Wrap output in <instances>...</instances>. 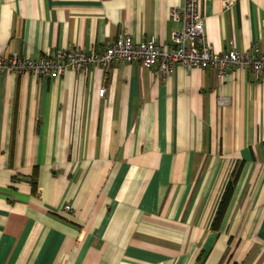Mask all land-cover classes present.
I'll use <instances>...</instances> for the list:
<instances>
[{"label":"crops","instance_id":"0c3cea01","mask_svg":"<svg viewBox=\"0 0 264 264\" xmlns=\"http://www.w3.org/2000/svg\"><path fill=\"white\" fill-rule=\"evenodd\" d=\"M199 1L215 51H264V0ZM182 4L0 0V57L169 44ZM153 70L0 73V264H264V77Z\"/></svg>","mask_w":264,"mask_h":264},{"label":"built area","instance_id":"2783aa9c","mask_svg":"<svg viewBox=\"0 0 264 264\" xmlns=\"http://www.w3.org/2000/svg\"><path fill=\"white\" fill-rule=\"evenodd\" d=\"M199 0H183L180 7L170 11L171 19L181 24V29L172 33L169 44H157L154 40L134 43L128 33L119 34L117 39L102 51H84L70 48L58 50L52 55L35 59L18 55L0 57V73H30L35 78L58 79L66 71L80 72L83 69H110L112 61L131 64L138 62L147 69H155L157 75L173 71L175 65L187 69H212L222 80L228 71L236 68L250 71L256 79L264 77V51L253 46L243 53L238 52L233 42L225 51L217 52L208 41L205 18L199 12ZM105 87L98 90L104 97ZM69 205L64 211L71 212Z\"/></svg>","mask_w":264,"mask_h":264},{"label":"trees","instance_id":"16d2710c","mask_svg":"<svg viewBox=\"0 0 264 264\" xmlns=\"http://www.w3.org/2000/svg\"><path fill=\"white\" fill-rule=\"evenodd\" d=\"M239 171L233 175L232 178H230L224 188V191L222 193L221 199L219 201V204L217 206V209L215 211V216L213 218V221L211 223V230L219 232L221 229V225L223 222V219L225 217V214L227 212L228 206L230 204L231 198L233 196L235 187L237 185L238 179H239ZM32 189H36V183H34V180H32Z\"/></svg>","mask_w":264,"mask_h":264}]
</instances>
